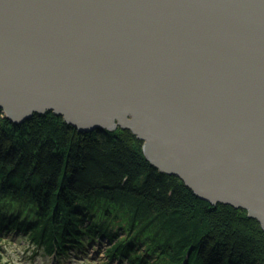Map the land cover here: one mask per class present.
Instances as JSON below:
<instances>
[{"label": "water", "instance_id": "95a60500", "mask_svg": "<svg viewBox=\"0 0 264 264\" xmlns=\"http://www.w3.org/2000/svg\"><path fill=\"white\" fill-rule=\"evenodd\" d=\"M0 108L130 129L264 227V0H0Z\"/></svg>", "mask_w": 264, "mask_h": 264}, {"label": "trees", "instance_id": "16d2710c", "mask_svg": "<svg viewBox=\"0 0 264 264\" xmlns=\"http://www.w3.org/2000/svg\"><path fill=\"white\" fill-rule=\"evenodd\" d=\"M3 114L0 235L15 229L54 253L105 236V255L128 264H264L259 222L245 209L209 205L180 177L159 170L129 129L79 130L53 112L23 122ZM125 196L141 206L124 205ZM13 202L20 209L10 212ZM0 264H12L1 245Z\"/></svg>", "mask_w": 264, "mask_h": 264}, {"label": "rangeland", "instance_id": "374dc122", "mask_svg": "<svg viewBox=\"0 0 264 264\" xmlns=\"http://www.w3.org/2000/svg\"><path fill=\"white\" fill-rule=\"evenodd\" d=\"M0 110L4 113L3 115L6 116V112L4 111V109L0 108ZM50 112H53V111H50ZM6 117L9 118L8 116ZM62 117L64 118V116ZM115 122H117V120H115ZM118 127L122 128L120 125H116V127H114L112 130H115V129L117 130ZM121 199L124 202V205H127L131 209L135 208L136 205L141 206V203H140L141 201L136 197L134 198V197L125 196V197H122ZM218 203H221V202H218ZM224 204L231 205L229 203H224ZM209 205H213V204L209 203ZM8 207L10 208L9 209L10 212L20 209V205L15 202L10 203ZM233 207L237 208V210L245 209L247 215L250 216L246 208L236 207V206H233ZM21 210H26V209L24 208ZM145 210L146 209H144V211ZM111 212L118 213L119 215H123V212L120 209H111ZM252 218L256 219L259 222V224L262 226V228L264 229L259 219L255 217H252ZM27 219L28 221L34 220L35 217L33 215H30L27 217ZM86 222L87 220H85V223ZM85 223H83V225H85ZM117 227H118V224L116 222L113 224V228L117 229ZM118 233L122 234L124 232L123 230L122 231L119 230ZM0 238H1L0 245L4 249L5 259L12 264H120V262L121 263L123 262V264H128L127 258L125 257L105 255L104 250L108 245H110L108 237H105V236L99 237L90 243H86L82 248L71 246V247H68L66 251H58L57 253L46 250L42 243H36L35 240L29 237H26L23 235L18 237L15 229L12 231L2 233L0 235Z\"/></svg>", "mask_w": 264, "mask_h": 264}, {"label": "bare ground", "instance_id": "6f19581e", "mask_svg": "<svg viewBox=\"0 0 264 264\" xmlns=\"http://www.w3.org/2000/svg\"><path fill=\"white\" fill-rule=\"evenodd\" d=\"M78 129V128H77Z\"/></svg>", "mask_w": 264, "mask_h": 264}]
</instances>
